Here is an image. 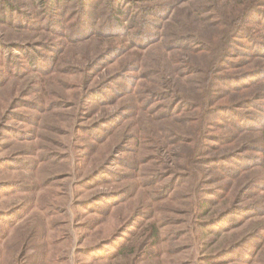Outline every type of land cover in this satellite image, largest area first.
Listing matches in <instances>:
<instances>
[{
    "label": "rangeland",
    "instance_id": "rangeland-1",
    "mask_svg": "<svg viewBox=\"0 0 264 264\" xmlns=\"http://www.w3.org/2000/svg\"><path fill=\"white\" fill-rule=\"evenodd\" d=\"M10 1L17 18L0 24V264H264V203L254 202L261 194L247 190L243 202L254 206L253 216H228L215 236L217 229L201 222L216 220L237 196L208 210L198 190L212 189L175 167V148L156 145L172 129L164 120L168 102L150 103L160 87L143 88L137 79L142 63L161 57L156 47L128 48L124 33L94 39L109 29L120 32L108 21V0L60 2L54 13L41 0ZM162 1H173L175 10L187 6L179 0L147 5ZM252 20L264 22L257 15ZM168 170L180 176L166 196ZM246 172L245 184H264L261 169ZM213 254L221 257L209 261Z\"/></svg>",
    "mask_w": 264,
    "mask_h": 264
},
{
    "label": "trees",
    "instance_id": "trees-1",
    "mask_svg": "<svg viewBox=\"0 0 264 264\" xmlns=\"http://www.w3.org/2000/svg\"><path fill=\"white\" fill-rule=\"evenodd\" d=\"M68 1L41 0L40 5L53 12L60 2L63 6ZM155 1L158 0H108V21L120 32L109 29L105 36L96 34L94 39H119L118 35L124 33L129 39L128 48L148 50L156 47L161 57L151 56L148 63H142V72L137 78L141 79L143 88L148 83L160 87L150 94L149 102H168L164 120H171L172 129L156 145L175 148L176 153L171 156L175 167H182L188 178L212 189L198 190L205 192L201 205L208 210L226 201L228 196L233 199L237 196L232 207L225 209L216 220L201 222L202 228L217 229V224L224 227L228 216L233 214L250 218L255 208L243 202L250 199L246 196L247 190L256 189L258 193L253 192L252 197L261 195L254 202L264 203V184L244 183L245 172L249 174L255 169H261V181H264V22L252 20L256 15L264 19L261 10L264 0H179L178 4L185 2L187 5L180 10H175L173 1L147 5ZM0 5L1 25L9 23L7 17L15 15L17 18V6L10 0H0ZM85 9L82 10L84 14ZM148 27L159 34L151 37ZM17 28L27 29L25 26ZM242 42L249 44L253 52L243 49ZM107 49L91 62V70L99 68L108 56ZM176 53H183L184 58L176 59ZM150 63L157 69L151 68ZM243 69L246 70L240 72ZM85 81L88 86L91 80ZM164 90L167 92H158ZM106 98L109 94H104L99 105H107ZM86 99L87 105H92L89 94ZM233 112L232 117L216 118L221 113ZM106 123L107 120H103L94 127L98 129ZM252 134L257 142L253 143L248 137ZM248 139L251 141L247 142ZM246 152L255 155L247 156ZM175 174L169 170L165 174V177H172L163 188L166 196L177 185L175 178L180 175ZM219 191L224 195H216ZM163 192L161 197H166ZM261 215L264 216V212ZM222 232L219 228L213 233L219 236ZM224 233L228 235L227 231ZM232 243L227 249H232L231 252L234 251ZM220 257L213 254L208 260L216 261Z\"/></svg>",
    "mask_w": 264,
    "mask_h": 264
}]
</instances>
